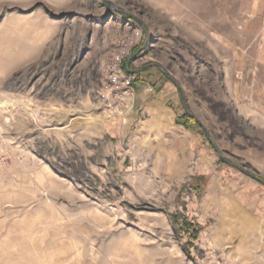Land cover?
<instances>
[{"label": "rangeland", "instance_id": "374dc122", "mask_svg": "<svg viewBox=\"0 0 264 264\" xmlns=\"http://www.w3.org/2000/svg\"><path fill=\"white\" fill-rule=\"evenodd\" d=\"M117 52L197 124L119 101ZM256 178L264 0H0V264H264Z\"/></svg>", "mask_w": 264, "mask_h": 264}, {"label": "crops", "instance_id": "0c3cea01", "mask_svg": "<svg viewBox=\"0 0 264 264\" xmlns=\"http://www.w3.org/2000/svg\"><path fill=\"white\" fill-rule=\"evenodd\" d=\"M136 71H133L135 74ZM150 83L134 82V103L138 113L147 116L148 123L156 130H174L173 127L182 129V125L176 124V113L169 107L167 100L172 98L171 91L160 88H152ZM166 87V86H165ZM187 132V128L183 129Z\"/></svg>", "mask_w": 264, "mask_h": 264}, {"label": "built area", "instance_id": "2783aa9c", "mask_svg": "<svg viewBox=\"0 0 264 264\" xmlns=\"http://www.w3.org/2000/svg\"><path fill=\"white\" fill-rule=\"evenodd\" d=\"M123 60L124 52L113 53L102 67V74L119 101L134 97L132 76L124 71Z\"/></svg>", "mask_w": 264, "mask_h": 264}, {"label": "trees", "instance_id": "16d2710c", "mask_svg": "<svg viewBox=\"0 0 264 264\" xmlns=\"http://www.w3.org/2000/svg\"><path fill=\"white\" fill-rule=\"evenodd\" d=\"M125 65H126V60L123 61V67H124L126 73H128V74H132L133 71H131V70L125 68ZM135 76H137V74H133V75H132V81H133V83L138 81V79H136ZM140 81H142V83H149V82H147V81L144 80V79H141ZM150 86L153 88L152 85H150ZM174 109H175V108H174ZM174 111H175V110H174ZM180 111H181L180 116H176V120H175L176 124L185 125V127H186L187 129L192 128V126H190V125L196 123V121H194V119H193L192 117L188 116V115L183 111L181 105H180ZM175 113H176V112H175ZM193 122H194V123H193ZM196 124H197V123H196Z\"/></svg>", "mask_w": 264, "mask_h": 264}, {"label": "water", "instance_id": "95a60500", "mask_svg": "<svg viewBox=\"0 0 264 264\" xmlns=\"http://www.w3.org/2000/svg\"><path fill=\"white\" fill-rule=\"evenodd\" d=\"M177 89L179 90L180 99H181L182 105L184 106V95H183V92H182V90L179 87H177ZM256 180H258L259 182L264 184L263 180H261L259 178H256Z\"/></svg>", "mask_w": 264, "mask_h": 264}]
</instances>
